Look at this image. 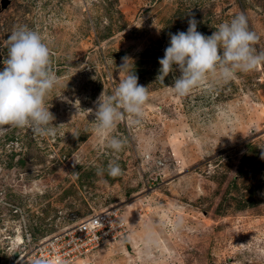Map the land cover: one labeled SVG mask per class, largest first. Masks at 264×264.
<instances>
[{"label": "rangeland", "instance_id": "1", "mask_svg": "<svg viewBox=\"0 0 264 264\" xmlns=\"http://www.w3.org/2000/svg\"><path fill=\"white\" fill-rule=\"evenodd\" d=\"M7 1L0 42L20 26L39 32L58 81L45 97L52 134H0V264H28V244L111 207L123 240L65 264H264V63L209 74L182 97L170 87L178 69L156 80L192 17L207 37L242 13L264 52V0ZM6 56L0 47V72ZM134 72L148 87L140 122L98 134L86 111Z\"/></svg>", "mask_w": 264, "mask_h": 264}, {"label": "clouds", "instance_id": "2", "mask_svg": "<svg viewBox=\"0 0 264 264\" xmlns=\"http://www.w3.org/2000/svg\"><path fill=\"white\" fill-rule=\"evenodd\" d=\"M197 24L192 17L186 32L172 34L163 58L159 59L157 81L164 82L176 69L181 73L170 86L176 95L189 94L209 74L218 73L220 78L228 80L238 72L253 71L264 63V52L254 48L258 37L249 29L244 14L221 23L207 37L197 31ZM0 47L7 49L4 69L0 72V134L8 130L5 126L28 127L41 136L52 134L54 116L45 107V97L57 84L58 77L50 67V48L39 32L26 25L15 29L7 40L0 42ZM128 61L125 57L120 69H126ZM147 99L148 87L138 84L135 72L129 73L119 81L113 94L101 93L94 112L93 109L86 112L95 116V131L106 135L125 117L138 124ZM107 146L119 152L124 142L112 136ZM107 173L112 177L120 175L119 164L109 163Z\"/></svg>", "mask_w": 264, "mask_h": 264}, {"label": "built area", "instance_id": "3", "mask_svg": "<svg viewBox=\"0 0 264 264\" xmlns=\"http://www.w3.org/2000/svg\"><path fill=\"white\" fill-rule=\"evenodd\" d=\"M117 210L108 208L83 217L36 244H28V264H65L102 245L123 240Z\"/></svg>", "mask_w": 264, "mask_h": 264}, {"label": "water", "instance_id": "4", "mask_svg": "<svg viewBox=\"0 0 264 264\" xmlns=\"http://www.w3.org/2000/svg\"><path fill=\"white\" fill-rule=\"evenodd\" d=\"M8 4L7 0H4L3 4H2V9L5 8V6Z\"/></svg>", "mask_w": 264, "mask_h": 264}, {"label": "bare ground", "instance_id": "5", "mask_svg": "<svg viewBox=\"0 0 264 264\" xmlns=\"http://www.w3.org/2000/svg\"><path fill=\"white\" fill-rule=\"evenodd\" d=\"M132 212H133V211H132ZM133 213H134V212H133ZM125 222H126V221H125ZM130 238H131V235H130ZM130 238H129V239H130Z\"/></svg>", "mask_w": 264, "mask_h": 264}]
</instances>
